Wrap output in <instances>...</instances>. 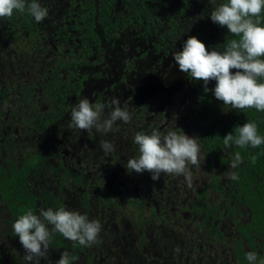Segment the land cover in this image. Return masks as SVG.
Wrapping results in <instances>:
<instances>
[{"label": "rangeland", "instance_id": "1", "mask_svg": "<svg viewBox=\"0 0 264 264\" xmlns=\"http://www.w3.org/2000/svg\"><path fill=\"white\" fill-rule=\"evenodd\" d=\"M46 1L48 4L51 2V0ZM67 1L55 0L53 5L45 7L47 17L38 23L36 32L30 36H25L23 32L16 36L4 34L3 27L0 25V53H2V58H0V87L5 85L8 94L20 95L22 93H18V88L25 83L30 84V92L36 94V99L29 102L28 98H25L26 103L21 104V109L27 112V119L32 116L28 109L31 106L30 103L32 104L34 101L40 100L43 111L49 109L50 98L41 96L46 92L44 77L48 74V69L57 60L65 62L78 56V48H73L61 37L55 38L54 34L55 25L57 27L63 26L64 30L69 27L70 22L64 20L66 18L65 12L70 9ZM219 3H221L220 0H217L216 5ZM127 9L128 7L123 3L120 12L125 13ZM156 10L155 13H161L159 8ZM188 28L198 30L196 27H191L190 24H188ZM200 28L203 27L200 26ZM209 28H211L210 25ZM175 29H179V33L171 42L174 50L169 49L168 54L161 60L162 62L160 61L156 67L150 68V64L155 61L156 57L149 53L140 59H136L135 67L123 71L125 74L123 79H120L123 64L129 62L131 54H135L132 46L126 42L127 39L118 37L114 45L106 47L103 53L90 55L86 58L89 65L79 67L77 72L79 74L100 73V78H88L81 87H78L75 97L69 95L66 111L47 131L40 132L37 128H33V123H31L32 125L25 123L29 126V131L18 132V136L12 143L14 147L0 150V160L19 161L22 157H29L37 151L42 154L51 151H59L60 153L67 147H72L77 151L79 157L93 160L90 163H103L102 159H110L114 164L117 161L116 157H119L122 160L120 164L126 166L128 159L139 155L138 145L134 143L135 134L140 132L138 130L139 124L135 123L136 128L131 121L127 126L122 121H117L113 129L106 134L98 133L95 129L92 130V133H88L69 127L71 108L84 97L88 98L93 106L101 103L106 104L112 99L119 98L121 106L127 105L133 116V113L143 104L140 100H144L145 95L175 92L178 97L174 100L177 99L178 102L173 106V109L178 110V117L174 119L180 122L184 115V106L189 103L188 98L191 100V96L195 92L187 84L172 85L170 83L171 80L177 82L181 77L178 73V66L173 64L175 61L172 53L180 49V31L184 29L183 27H176ZM65 32L62 31L59 35ZM145 43L146 41L135 45H138L140 50H144ZM58 73L60 79L74 84L71 78L73 74L70 76V67L66 66ZM167 78L170 80L168 81ZM209 87L210 90L214 88L211 84ZM98 95L102 96V100L95 101ZM10 100L14 105L10 106V109H17L18 103H21L19 97ZM220 107V115H227L230 112L231 106H225L222 102ZM166 109L164 108V110ZM109 111L110 109L106 108L103 115L107 116ZM171 120L173 119L171 118ZM170 129H177V125H172ZM186 129L189 130L190 128ZM47 140H50V145L46 143ZM104 141L110 142L114 146V150L111 152L104 151L101 147ZM57 158L59 159L45 157L39 170L28 179L30 191L39 196L37 198L38 214L41 209L47 210L49 205L55 208L53 210L58 209V203L51 204V196L58 195L64 201L63 206L68 210L77 211V209H72V204L66 198V193H70L69 189L64 186L65 183L62 186L58 183V175H54L52 170L55 168L61 172L58 152ZM56 161L59 164L57 163L55 166ZM103 167L104 165L98 170L102 171ZM192 167L193 170L206 177L205 170L201 166L200 169L196 166ZM108 168L110 173L115 170L111 165ZM198 184L193 185L190 191H186L185 195L182 191L167 194L159 193L158 189H170L171 184L162 185L160 182H154L155 191L153 192L154 201L152 204L155 208L152 213L147 209L142 214H133L124 211L122 208L121 211H118L120 213L116 214V221L121 222L122 225H101L99 234L101 242L91 247L82 246V249L76 247L74 250L76 255L71 264H85L86 257L90 259L91 264H235L226 237L223 240L219 239L216 234H210L209 229L206 232L202 225H198L197 219L184 217L180 213L188 210L187 207L191 204ZM183 195L184 205H182ZM86 216L91 220L90 215ZM240 218L243 219L244 216ZM13 223L14 219L9 216L4 204L0 201V264H31V262L23 259L24 249L13 231ZM65 241L68 244L74 243L68 239ZM67 253L70 254V252ZM53 260V255L48 254L46 258L39 261V264L45 262L53 264Z\"/></svg>", "mask_w": 264, "mask_h": 264}, {"label": "flooded vegetation", "instance_id": "2", "mask_svg": "<svg viewBox=\"0 0 264 264\" xmlns=\"http://www.w3.org/2000/svg\"><path fill=\"white\" fill-rule=\"evenodd\" d=\"M55 0H51L48 4L46 0H37L43 8H47L49 5H53ZM77 0H68L67 4L70 5V9L65 12L66 18L65 21H69V27L67 30H64L63 26H56V31L54 32L55 38L61 37L64 42H67L70 46L75 48L72 44L73 35L77 34V31L72 29L73 18L75 13L79 12L81 5L89 2ZM96 2V0H93ZM146 3H151L155 5V8H159L161 13L154 15H149L148 19L144 21L143 27L148 26L149 28L145 30L141 24H138L134 28L130 27L129 24L123 26L122 20L125 21L127 18H133L131 14V8L136 7L138 0H114L112 8V16L114 19L118 20L116 28L113 33V44L116 38L121 37L127 39V43L132 46V50L135 54H131L129 57V62H124L122 72L120 73V79L125 77L123 71H127L136 65V59L142 58L141 54L148 50H161V52H166L168 50H174L171 46L172 39L177 36L179 29L176 30V27H183L184 30L180 31V49L182 50L183 43L189 36H195L201 42H203L209 50L216 48L218 42L220 41V36L224 33L222 29H218L220 26L213 23L210 19V12L216 7L217 0H145ZM224 2V0H220ZM128 7L125 13H121L120 9L122 4ZM134 5V6H133ZM153 9V8H152ZM157 11V10H156ZM30 16V28L25 27L26 14L20 15L15 14L11 17L0 18V25L3 27V33L8 35H18V33L23 32L25 36H30L34 34L37 28L38 23L34 18ZM143 18V17H142ZM52 20V17H51ZM158 22L162 23V29H158ZM188 24L191 27H196L197 29H189ZM209 25L211 28H209ZM202 26L206 29L200 28ZM66 31L62 35H59L60 32ZM100 33H102L100 31ZM109 35L106 33L104 36ZM110 40V39H109ZM144 50H140L136 43L145 42ZM159 45V47H156ZM103 47V46H102ZM101 47V49H102ZM78 48L77 55L70 59L69 61L62 62L57 60L52 67L48 69V74L44 77V87L45 93L41 94L43 98H50L49 109L44 111L41 109L40 100L30 103L28 109L29 116L27 119V112L22 110V105L25 104V98H28V101L36 99V94H31V86L28 83L21 85L18 88V93L20 95H14L13 93L8 94L5 85L0 87V150L12 148L13 140L18 136L17 133H23L29 131V126L33 123V128H37L40 132H45L52 126L57 120L63 115L66 111V106L68 103V97L71 95L75 97L77 94L78 87H81L82 83L88 78H100V73L97 74H88L77 72L79 67L88 66L89 63L86 61L88 55H81L79 53L80 47ZM219 48V46H218ZM83 51V50H82ZM149 52V51H148ZM2 53H0V58ZM164 58V57H163ZM162 58V59H163ZM76 60V62L74 61ZM81 61V62H80ZM162 62V61H161ZM160 61L155 58V61L150 64V68L156 67V64H159ZM62 64L60 69L56 67ZM178 66L175 62L173 63ZM71 68L70 76L72 75V80L74 84H70L64 79H60V74L58 71L63 70L65 67ZM178 68V67H177ZM178 73L181 77L177 82L171 80L172 85H181L187 84L192 87L195 94L188 98L189 103L185 105L183 110L184 115L181 118V121H177L174 118L178 117V110L173 109V106L176 104L178 95L174 93H150L145 95L143 102L138 109L133 113L131 123L135 125L138 123V130L149 134L153 129L160 131L162 134H166L170 131L172 125H177L175 131H184L189 137L199 138V144L201 148V167L205 170L206 177L202 176L200 172L193 170V181L189 185L182 176H174L169 174H163V177H160L159 180L153 181L151 179V173L145 171L143 173H136L127 169L125 165H121L122 161L119 157H116L114 164L110 159H102L103 163L93 164L90 163L93 160L84 159V157H79L77 151L74 148L67 147L64 151H51L46 154H42L40 151H37L31 154L29 157H22L19 161L16 160H0V167L3 169V173L6 175L9 174V170L12 167H18L20 171L23 172L22 164L26 162H33L35 167L29 170L25 176L24 184L21 186L23 194L31 195L34 201L33 211L34 214L37 213V198L39 197L36 193L30 191L29 178L31 175L35 174L42 165V161L45 157L48 158H57V152L60 157V170L57 171L53 168L54 175H58L57 181L62 186L65 183V187L69 189L70 193H66V198L69 203L72 204V209H77L82 215H90L91 220L98 221L101 225H122L121 222L116 221V214L120 213L123 208L124 211H129L130 213L142 214L145 210H149L150 213L154 211L153 206V192L155 191L154 182H160L163 184H171L170 189L163 190L162 188L158 189L160 193H169L182 191L186 195V191H190L193 185L198 186L195 188V194L192 197L191 204L188 205V210L181 211L180 213L185 217H190L191 219H197L198 225H202L207 232L209 229L210 234H216L217 237L223 240L226 237V240L229 245V250L234 257L233 246L234 241L241 238V234L238 230V224L244 223L248 218V209L239 203L237 200H234V196L231 194L228 181L229 174L234 171L230 168L229 165L232 160V156H229L226 152L222 151L224 158L221 159L219 153L214 155L206 156L205 150L202 145V139L199 135L200 128L199 123H215L217 121V116L224 123L225 119L228 118V115H220L221 112V103L218 101L212 91L210 90L209 85L215 86V81H209L207 88L209 89L207 103V109L209 112L206 113L201 109H196L201 105V95L198 92L196 85H203L202 81H196L191 78L190 74H185L181 72L178 68ZM79 74V75H78ZM60 79V80H59ZM169 81L170 79L167 78ZM49 85V87H46ZM19 97L20 102L17 105V109H10V106H14L11 102V98ZM102 100V96L98 95L95 101ZM164 108H167L164 110ZM196 114L201 115V119L198 121ZM171 118L173 120H171ZM162 119V120H161ZM161 122L158 123V121ZM27 123L28 125H25ZM126 126L128 123H124ZM240 126V125H239ZM137 128V126L135 125ZM186 128H190L187 130ZM12 136V137H11ZM46 143L50 145V140H47ZM118 154V153H117ZM42 156L41 160L39 157ZM119 162V163H117ZM58 161H56V164ZM59 164V163H58ZM102 171H99L101 166H103ZM111 165L115 168L113 172L110 173L108 166ZM200 169V167H198ZM109 171V173H107ZM1 173V171H0ZM210 198V201H208ZM0 201L4 204L6 212L11 218L16 220L12 216L10 211V206L7 200L3 199L0 193ZM182 205L185 204L184 195L182 197ZM19 202V201H18ZM58 203L59 207L63 206L64 201L61 200L60 195L51 196V204ZM49 205V203H48ZM55 209L51 205L49 208ZM93 215H92V213ZM244 216V218H240ZM139 224V222H138ZM66 238H64L65 241ZM77 243V242H75ZM64 252H70L69 256L73 259L76 252L74 251L76 247L82 249V246L76 245L73 247V243H66L65 241ZM258 244H255L254 247L257 248ZM242 249L245 253L254 252L251 246L246 242L242 241ZM59 247L54 244L52 250L48 251V254L53 255V264H56L58 259ZM256 251H258L256 249ZM47 254V256H48ZM44 258H41L42 261ZM71 259V261H72ZM44 264H47L45 262ZM85 264H91L88 257L85 258Z\"/></svg>", "mask_w": 264, "mask_h": 264}, {"label": "clouds", "instance_id": "3", "mask_svg": "<svg viewBox=\"0 0 264 264\" xmlns=\"http://www.w3.org/2000/svg\"><path fill=\"white\" fill-rule=\"evenodd\" d=\"M264 0H224L210 12L213 23L228 29V32L239 39L228 40L223 51L218 46L209 50L195 36H189L183 43L181 51L172 53L175 63L181 72L190 74L196 81H202L204 92L209 89V81H215L212 94L223 105L242 110L254 108L264 112V21L261 13ZM30 14L37 23L47 17V9L37 0H0V18L14 14ZM233 69L236 71L233 73ZM110 109L104 116L105 109ZM132 115L127 105L121 106L119 98L106 104L93 106L84 97L72 106L70 128L92 133H108L117 121L129 123ZM236 134L229 133L223 137L225 148L232 144L253 148L264 144V137L258 134L255 122H246L235 128ZM134 143L138 145V157L127 160L126 168L138 174L151 173V179L157 181L162 174L182 176L191 185L193 172L191 166H201V148L199 138L189 137L182 130H170L166 134L153 129L149 134L137 132ZM101 147L106 152L114 146L104 141ZM242 162L239 152L235 153L230 168L235 169ZM232 180H238L233 171L229 174ZM12 228L24 249L25 261L39 264L46 258L52 232L60 233L64 238L77 242L80 246L91 247L100 243L101 224L89 220L86 215L68 210L65 206L58 209H41L39 214L28 210L12 224ZM67 252H62L56 264H71ZM249 264H257V253H246Z\"/></svg>", "mask_w": 264, "mask_h": 264}, {"label": "trees", "instance_id": "4", "mask_svg": "<svg viewBox=\"0 0 264 264\" xmlns=\"http://www.w3.org/2000/svg\"><path fill=\"white\" fill-rule=\"evenodd\" d=\"M113 3L114 0H96V2L90 0L82 4L80 6L81 10L75 13L72 29L77 31V34L73 35L71 45L75 48L80 47L79 53L82 56H90L95 53L101 54L106 47H112L114 45L112 31L117 29L115 26L118 20L112 16ZM154 9L156 10L155 5L146 3L145 0H138L136 7L131 8V14L134 17L127 18L125 21L122 20L123 26L129 24L130 27L128 28H134L138 24H141L143 27V23L148 19V16L155 14ZM29 15L26 13L25 19V27L28 29L30 28ZM261 18L264 21V10H262ZM143 28L147 30L149 27L146 26ZM157 28L162 29L161 22H158ZM218 29H222L224 32L218 42L219 50L221 51H223L224 44L228 40L239 39V37L229 33L226 26H220ZM103 32L104 35L108 32L110 34L104 36L103 39ZM64 39L66 40V38ZM156 47H159V45ZM158 49L153 50V52L151 50H148L149 52H143L141 56L144 57L150 53L158 61H161L167 54ZM74 61L76 62V60ZM61 66L62 64H59L56 68L60 69ZM232 71L234 73L236 70L233 69ZM196 88L201 95V105L196 109H201L208 113L209 109L206 106L209 102V92L205 93L202 85H196ZM196 116L199 121L201 115L196 114ZM246 122H255L258 134L264 137V112L257 111L254 108L242 110L232 109L224 123L218 116L215 123L205 124L204 122H200L198 125L200 128L199 135L202 139V145L207 157L219 153V157L223 159L222 151L232 157L237 152L241 155L242 162L234 169V172L239 178L238 180L229 179L227 184L231 194L234 196V200H237L248 209L247 220L244 223L238 224L241 238L234 241V257L236 264H249V261L246 259V253L242 249V241H244L257 253V264H264V144L256 148L251 146L240 148L232 144L230 147L225 148L223 143L224 136L231 132L235 135V128L239 125L243 126ZM41 158L42 156L39 157V160ZM22 166L24 169L23 172L14 166L9 170L8 175L3 173V169L0 167V193L2 198L8 201L11 214L16 219L28 210H31L34 214L33 198L31 195L23 194L21 186L24 184L27 172L33 169L35 165L33 162L25 161ZM54 244L59 247V259L66 245L64 237L58 232H52L48 251L52 250ZM255 244H258L257 248L254 247ZM76 245L77 243L74 242L73 247Z\"/></svg>", "mask_w": 264, "mask_h": 264}]
</instances>
